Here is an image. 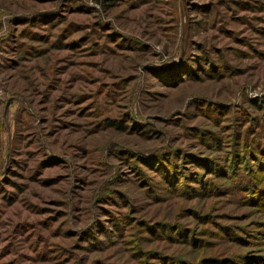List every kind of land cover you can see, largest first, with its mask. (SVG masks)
I'll return each instance as SVG.
<instances>
[{
  "label": "rangeland",
  "instance_id": "obj_1",
  "mask_svg": "<svg viewBox=\"0 0 264 264\" xmlns=\"http://www.w3.org/2000/svg\"><path fill=\"white\" fill-rule=\"evenodd\" d=\"M243 135L264 0H0V264H264Z\"/></svg>",
  "mask_w": 264,
  "mask_h": 264
},
{
  "label": "trees",
  "instance_id": "obj_2",
  "mask_svg": "<svg viewBox=\"0 0 264 264\" xmlns=\"http://www.w3.org/2000/svg\"><path fill=\"white\" fill-rule=\"evenodd\" d=\"M176 67L179 68L180 65ZM222 135L211 133L209 135L210 136L209 138L215 142H217V140H219L220 142L222 141V144H224L225 141L223 140L224 137H222ZM219 136L220 138H222L221 140L219 139ZM240 139L241 141H238L240 143L239 147L246 148V151L243 149V151L241 152L240 149H238L237 147H234V143H233V146L231 148L232 150L228 151L229 157L226 160L219 161L216 167H215V164H213V166L218 170H222L223 172H224L223 168L225 170L226 169L229 170V167H231L232 170L237 168L235 172H232L233 174L230 173L229 171H227V173L228 174L230 173L229 175L231 174L234 176L236 175L237 179L239 180V182H236V184H238L237 186L243 189L244 191H246V194H247L245 195L246 201L249 203L254 202L255 204L257 203L259 205L264 206V192L261 191L260 189L261 185L258 184L260 176L264 174V173L261 174V172H259V171H264V152L260 153L262 148H259V146L258 147L254 146L255 149L257 148L258 149L253 151L252 150L253 145H251L250 143L246 147L247 145L246 136L244 137L243 135V137H241ZM223 146H226V145H223ZM245 152L248 153L247 156ZM250 155L254 156L255 158L248 159ZM223 161L225 163H223ZM226 162L230 164L226 165ZM219 163L223 164L224 166H219ZM239 168H242V170H240ZM244 201H245V198H244Z\"/></svg>",
  "mask_w": 264,
  "mask_h": 264
}]
</instances>
